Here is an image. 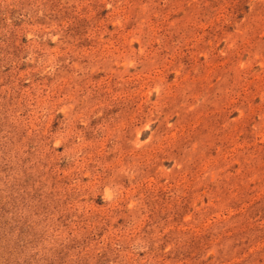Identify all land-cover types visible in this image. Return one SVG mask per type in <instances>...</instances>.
I'll list each match as a JSON object with an SVG mask.
<instances>
[{"label": "rangeland", "instance_id": "rangeland-1", "mask_svg": "<svg viewBox=\"0 0 264 264\" xmlns=\"http://www.w3.org/2000/svg\"><path fill=\"white\" fill-rule=\"evenodd\" d=\"M0 264H264V0H0Z\"/></svg>", "mask_w": 264, "mask_h": 264}]
</instances>
